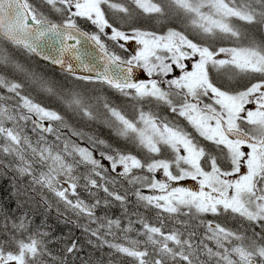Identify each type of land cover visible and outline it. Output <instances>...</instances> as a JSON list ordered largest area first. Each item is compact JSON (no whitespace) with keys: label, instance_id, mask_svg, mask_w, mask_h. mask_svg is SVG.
<instances>
[{"label":"snow or ice","instance_id":"1","mask_svg":"<svg viewBox=\"0 0 264 264\" xmlns=\"http://www.w3.org/2000/svg\"><path fill=\"white\" fill-rule=\"evenodd\" d=\"M145 17L162 28L180 18L197 39L173 27L159 34L147 30L139 26ZM79 20L95 31H82ZM245 26L264 29V0H0V174L12 175L17 198L38 185L65 210L95 224L84 228L87 243L97 251L107 248L109 264H116L113 257L130 264H264V41L243 44ZM102 37L122 49L121 41L139 47L122 58ZM225 40L234 46H218ZM89 44L99 50L101 65ZM25 56L58 66L65 79L115 90L134 102L137 116L129 119L107 100L103 113L94 110L85 93L32 71ZM137 67L147 79L134 78ZM217 79L236 86L222 87ZM27 88L55 97L73 115L103 120L138 154L75 130L72 136L107 151L95 155L94 147L70 140L61 147V128L53 122L65 125V116L25 94ZM145 103L166 105L198 135L146 112ZM186 180L198 190L181 183ZM118 181L131 187L121 194ZM80 187L94 197L91 203L80 198ZM113 202L123 218L108 216ZM40 203L51 207L43 196ZM141 208L154 209L156 222ZM207 215L233 218L238 227L205 221ZM0 216V264H92L80 256L76 240L61 242L54 252L56 237L43 223L34 227L28 212L17 216L0 205Z\"/></svg>","mask_w":264,"mask_h":264},{"label":"trees","instance_id":"2","mask_svg":"<svg viewBox=\"0 0 264 264\" xmlns=\"http://www.w3.org/2000/svg\"><path fill=\"white\" fill-rule=\"evenodd\" d=\"M55 16V14H53ZM54 18V17H53ZM54 19H59L55 17ZM83 20L78 21L79 25ZM84 24V23H83ZM164 24L167 27H173L177 29H181L184 31H188V22L183 21L180 18H175L170 21H165ZM82 26V25H81ZM147 30L158 31L161 32L162 27L161 24L155 23L154 21H149L147 17L143 18L141 25H139ZM86 30L89 31V25L84 24ZM246 29H249V35L246 34V38L242 41L243 44H248L251 39H264V29L258 27L245 26ZM160 29V30H159ZM232 43L231 46H234L233 42L225 41ZM108 47L111 51H115L122 58H128L125 51L121 50L119 45H111L108 44ZM123 54H121V53ZM27 61L28 67L31 68L32 71H35L47 79L52 80L57 83V85H65V90L68 88H76L86 94L89 98V102L94 106V110L97 108L101 113H103L102 104L105 100H107L113 107L118 108L125 114L129 119H132L137 116V111L133 107V101L128 98L122 96L116 91L107 88L102 84H88L85 85L83 82H77L72 77H68L65 79V74L51 68L50 66L41 63L34 56L31 57H22V62ZM6 76L8 74H5ZM8 78H11L10 76ZM216 82L220 84L222 87H235L236 84L234 81H226L217 79ZM79 85V87H77ZM25 94H31L32 98L41 103L42 105L60 112L65 116V125H60L58 122V127L61 128V139L70 140L76 143H80L81 146H91L96 149L94 152L95 155H98L101 151H107V148L104 145H91L89 141L81 140L76 136H72V131H81L85 132L88 135L104 140L106 144L111 145L113 148H117L121 151H131L133 154H138L139 150L135 149L133 145H131L128 141H125L121 138H118L114 135L113 130L103 122V120L98 121H88L87 118H81L77 115H73L71 112H67L66 109L57 101L55 97H49L46 94L39 93L37 91L32 90L31 88H27L25 90ZM138 107V106H137ZM144 110L151 111L156 116L161 119H166L168 121L173 122H182L181 118L177 117L175 114L171 113L166 105L157 106L155 103L144 104ZM79 170H83V167L79 168ZM13 177L11 174L4 176L0 174V205L7 206L9 209L14 211L17 216L21 215L24 212H28L31 216L35 218V225L44 224L45 229L49 230L53 236L56 237L55 246L53 247V251L57 252L60 247L63 246V243H71L72 240H76L79 245L83 247V251L80 253L82 258H90L92 264H98V262L102 259L104 264H109L108 256L106 255L109 250L104 248L103 250L97 251L94 249L92 245L87 243L88 235L85 233V227L95 228V224H89L86 217H77L70 210H65L62 204H58L56 198L49 193L46 189H41L38 185H33L29 188L27 196L21 195L17 198L15 192L13 191ZM28 183V178H26L21 183V189H23V185ZM83 181H81V184ZM131 187L124 181H118L115 185L116 190H118L121 194H124L126 189ZM34 189V190H33ZM144 190V189H143ZM79 196L81 199L91 203L94 197L89 196L88 192L80 187L77 189ZM100 196H103V193H99ZM45 197L51 207L49 209L44 208L43 204L40 203L41 197ZM75 199V197H72ZM134 199V198H133ZM59 209V215L57 212ZM120 213V216L123 217L122 210L118 203L113 202L112 206L107 210L108 216H117V210ZM115 211V213H114ZM142 215L147 217L151 222H155L152 219V212L146 211L143 208L140 209ZM98 215H103V211H98ZM119 215V214H118ZM65 217L71 220V223L66 222ZM184 219H187L184 217ZM4 223L3 216H0V227H2ZM79 225V226H78ZM247 226V234L249 236L252 235V226ZM139 227V225L137 226ZM199 228V227H198ZM255 231L259 232L260 229L258 227L255 228ZM3 238L2 233H0V239ZM111 239V238H109ZM63 242V243H61ZM116 260V263H127L126 260L122 257L120 258L113 257ZM76 264H80V261L77 260ZM209 264H215V261H209Z\"/></svg>","mask_w":264,"mask_h":264},{"label":"rangeland","instance_id":"3","mask_svg":"<svg viewBox=\"0 0 264 264\" xmlns=\"http://www.w3.org/2000/svg\"><path fill=\"white\" fill-rule=\"evenodd\" d=\"M54 18L55 17H57V18H59L58 16H53ZM188 33L190 34V36H193L192 34L193 33H191L190 32V30H188ZM120 43H123V44H125V49L126 50H129L132 54L134 53V51H136V50H138V47H136L134 50L132 49V45H136L135 44V42H125V41H121ZM132 50V51H131ZM24 63H26V65H27V61H23ZM5 74H8V73H5ZM11 77V76H10ZM12 78V77H11ZM30 128H31V125L29 124V126H28V129H29V132H28V134L32 137V139H33V141H35L36 140V138H37V136H36V134H33V133H31V131H30ZM47 139H48V141L51 143V142H55L56 140H54V141H52V140H50V137H48L47 136ZM56 139V138H55ZM61 147L63 146V143L61 142V141H59V142H57ZM83 170H79L78 172L80 173V172H82ZM157 176H158V178H162V175L160 174V173H158L157 174ZM186 181H189V180H186ZM194 184H196L195 182H191V183H188L186 186H188V187H190V188H192V189H194V190H197L195 187H194ZM152 193L148 190L146 193H145V195H151ZM209 246H211V247H214V245L213 244H209Z\"/></svg>","mask_w":264,"mask_h":264},{"label":"water","instance_id":"4","mask_svg":"<svg viewBox=\"0 0 264 264\" xmlns=\"http://www.w3.org/2000/svg\"><path fill=\"white\" fill-rule=\"evenodd\" d=\"M89 48H90V50L94 53V55L96 56L95 63H96L97 65H101V64H102V61L99 59V56H100L99 50H98V49H94V48H92L90 44H89ZM37 58H38L39 60H41V61H43V62L49 64L50 66L56 68L57 70H60L58 66H54V65L50 64L49 62L42 60V59L39 58V57H37ZM136 77H138L139 79H147V78H148V77L146 76V74L143 72V70L140 69V68H138V67L134 69V78H136Z\"/></svg>","mask_w":264,"mask_h":264},{"label":"bare ground","instance_id":"5","mask_svg":"<svg viewBox=\"0 0 264 264\" xmlns=\"http://www.w3.org/2000/svg\"><path fill=\"white\" fill-rule=\"evenodd\" d=\"M246 34L247 35H249V29H247V31H246ZM195 36V35H194ZM196 38H197V36H195ZM251 40H255L257 43H260L261 41H260V39H251ZM225 41H227V40H225ZM262 41H264V39H262ZM0 92H3V90H0ZM44 106V105H43ZM46 107V106H45ZM180 219H184V217H180ZM203 219L205 220V221H208L205 217H203ZM169 223H171V222H169ZM238 227V225H235V226H230L229 228H233V229H235V228H237ZM204 231H205V229H204V227H199L198 229H197V235L198 236H203V234H204ZM124 258V257H123ZM120 259L122 260V257H120ZM125 260H126V262L127 263H124V264H130V261L127 259V258H124ZM116 264H122V263H116Z\"/></svg>","mask_w":264,"mask_h":264}]
</instances>
